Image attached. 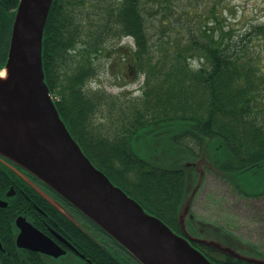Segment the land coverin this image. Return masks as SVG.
Segmentation results:
<instances>
[{"label": "trees", "instance_id": "trees-1", "mask_svg": "<svg viewBox=\"0 0 264 264\" xmlns=\"http://www.w3.org/2000/svg\"><path fill=\"white\" fill-rule=\"evenodd\" d=\"M172 2L53 0L42 40L45 81L70 133L114 184L146 211L154 210L160 217L164 215L150 200L160 201L164 191L176 198L180 194L177 211L183 194L184 171L153 159L147 162L136 154L132 141L138 134L166 131L169 141L194 154L208 139L217 149V154L210 156L214 167L233 176L247 171L256 174L258 168L264 167V62L262 51H254L250 43L256 38L264 45V24L252 25L248 36L234 37L229 29L220 26L213 0L208 13L216 29L205 23V27L189 30L186 36L174 32L176 27L172 24L175 30L167 42L169 46L160 44L158 56L153 58L149 55L144 14L156 7L171 9ZM17 4L18 0H0V16L6 13L5 19H9L7 13ZM88 4L92 12L87 18L85 38L82 8ZM204 19L207 22L209 17ZM2 30L0 26V67L6 59L10 26L5 32ZM123 36L134 41L130 49L134 65L140 70L145 66L141 94L124 98L105 91H89L88 81L95 74L94 56L104 49L107 40ZM192 57L201 61L198 68L191 67ZM68 65L73 68L66 70ZM98 112L117 119L118 128L112 132H92L90 127L98 125L93 118ZM113 113L118 114L113 117ZM186 140H193L198 148L186 145ZM244 194L258 196L264 194V189ZM214 250L224 264H253Z\"/></svg>", "mask_w": 264, "mask_h": 264}, {"label": "water", "instance_id": "water-1", "mask_svg": "<svg viewBox=\"0 0 264 264\" xmlns=\"http://www.w3.org/2000/svg\"><path fill=\"white\" fill-rule=\"evenodd\" d=\"M52 1L19 0L16 6L5 63L0 67V72H6L5 78H0V153L66 198L140 264H213L186 238L114 184L70 133L43 70V32ZM203 145L210 146L208 139ZM204 153L205 147L201 156ZM172 167L184 171L183 194L177 209L180 227L186 228L188 218L194 220L200 226L197 233L204 236L198 240L207 246L239 260L264 264L262 252L219 225L197 220L190 211L206 168L231 178L237 186L238 178L215 168L207 157L204 162L194 158L181 168ZM188 167H194L195 172V178L189 175L190 180L186 178Z\"/></svg>", "mask_w": 264, "mask_h": 264}, {"label": "rangeland", "instance_id": "rangeland-1", "mask_svg": "<svg viewBox=\"0 0 264 264\" xmlns=\"http://www.w3.org/2000/svg\"><path fill=\"white\" fill-rule=\"evenodd\" d=\"M212 1L173 0L171 9L166 10L163 6L156 7V10L144 14L148 23L149 55L156 58L160 44L165 47L169 46L167 42L173 38L172 30L176 29L174 32H180L187 36L189 30L196 31L198 27L203 28L205 23L208 27L216 29L217 25L214 24V20L208 13L209 3ZM215 3L217 4L216 13L220 20V26L226 30L229 29L234 37L248 36L252 25L264 24V0H215ZM90 7L88 4L82 8L86 19V22L82 23V34L85 38L89 27L87 18L92 12V7ZM198 15H201L202 18L197 17ZM205 16L209 17L207 22L204 19ZM172 24L175 25V29H172ZM251 41L254 51H262L261 58L264 62L263 43L258 42L256 38ZM133 47L134 41L130 36L107 40L104 49L93 58L95 74L88 81V90L105 91L124 98L139 96L146 77L145 66L143 64V68L140 70L134 65V57L130 51ZM117 48H119L118 51H115ZM128 50L129 53H127ZM117 62L122 64L119 66ZM189 62L191 67L198 68L201 61L192 57ZM72 68L71 65L66 66V70ZM117 114L113 113V117H116ZM93 118L96 121L95 124H101L104 131L112 132L120 125L117 119L112 120L108 113L98 112L94 114ZM146 134L143 136L138 134L139 136L133 139L134 152L142 158L163 163L164 166L181 168V166L192 162L194 158L204 162L206 157L210 159L213 153L217 154L216 145L213 143L209 147L202 144L194 154L184 146L173 144L172 140L169 141L170 135L166 134V131H154ZM186 145L198 148L193 140H186ZM204 147L205 153L201 156ZM195 169L197 170L196 167ZM193 170L194 167L186 168V171H190L186 172L187 180H190L189 175L195 178ZM256 171H258L256 174L247 171L236 175L237 183L242 188L240 189L231 180L206 168L203 180L193 196L190 211L197 220L219 225L264 254V194L258 196L244 194V192L252 193L264 189V167L258 168ZM192 228V232H197L200 226L195 223ZM219 241L226 244L222 239Z\"/></svg>", "mask_w": 264, "mask_h": 264}, {"label": "flooded vegetation", "instance_id": "flooded-vegetation-1", "mask_svg": "<svg viewBox=\"0 0 264 264\" xmlns=\"http://www.w3.org/2000/svg\"><path fill=\"white\" fill-rule=\"evenodd\" d=\"M14 12L15 9L7 13V20L6 13L0 16L4 32L10 26L8 23L12 24ZM90 129L97 133L103 131L100 125ZM162 193L160 201L150 200V203L164 217L154 210L147 209L148 212L161 218L213 264H224L218 252L198 240L204 236L191 231L194 220L188 218L186 228L180 227L176 211L180 194L176 198L167 191ZM0 264L140 263L66 198L24 166L0 153Z\"/></svg>", "mask_w": 264, "mask_h": 264}, {"label": "bare ground", "instance_id": "bare-ground-1", "mask_svg": "<svg viewBox=\"0 0 264 264\" xmlns=\"http://www.w3.org/2000/svg\"><path fill=\"white\" fill-rule=\"evenodd\" d=\"M5 76H6V72H5V71H1V72H0V78H1V79H4Z\"/></svg>", "mask_w": 264, "mask_h": 264}]
</instances>
